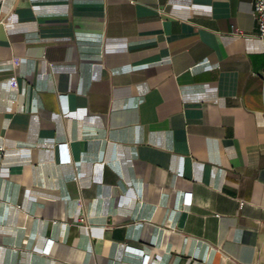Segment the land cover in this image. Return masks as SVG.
<instances>
[{
	"label": "crops",
	"instance_id": "crops-1",
	"mask_svg": "<svg viewBox=\"0 0 264 264\" xmlns=\"http://www.w3.org/2000/svg\"><path fill=\"white\" fill-rule=\"evenodd\" d=\"M0 264H264L253 0H0Z\"/></svg>",
	"mask_w": 264,
	"mask_h": 264
},
{
	"label": "built area",
	"instance_id": "built-area-1",
	"mask_svg": "<svg viewBox=\"0 0 264 264\" xmlns=\"http://www.w3.org/2000/svg\"><path fill=\"white\" fill-rule=\"evenodd\" d=\"M253 17L255 22V36L264 41V0H253ZM239 33V32H236ZM17 61H14V66Z\"/></svg>",
	"mask_w": 264,
	"mask_h": 264
}]
</instances>
